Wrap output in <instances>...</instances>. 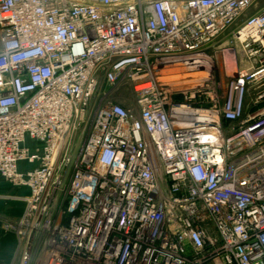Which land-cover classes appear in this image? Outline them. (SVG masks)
<instances>
[{
    "label": "built area",
    "instance_id": "1",
    "mask_svg": "<svg viewBox=\"0 0 264 264\" xmlns=\"http://www.w3.org/2000/svg\"><path fill=\"white\" fill-rule=\"evenodd\" d=\"M257 1L0 0L18 264H264V9L218 48L223 86L210 55Z\"/></svg>",
    "mask_w": 264,
    "mask_h": 264
},
{
    "label": "rangeland",
    "instance_id": "2",
    "mask_svg": "<svg viewBox=\"0 0 264 264\" xmlns=\"http://www.w3.org/2000/svg\"><path fill=\"white\" fill-rule=\"evenodd\" d=\"M262 9H264V0H258L254 6L249 8L224 34L217 37V39H215L213 43L211 44L210 55L212 56V60H213L212 73H213V77L215 78V81L217 84H220L223 86L227 79V74L225 73L224 69H222V67L220 66L221 61H224L225 58L224 56H222V53L220 52L218 48L222 47V45L226 43H229V45L231 46L230 44L231 35L230 34L233 31H235L249 17L258 13ZM226 60H228L227 57H226ZM228 66H229L228 73H230L229 75H231L232 74L231 71L234 69L233 67H235V65L228 63ZM184 75H183L184 77L180 76L178 78H175L174 80L178 81V80L186 79V78L189 79V80L186 79L184 82L180 81L182 82V84L181 83L180 84L183 85V84H189V83L191 84L193 82L195 83L205 77V74L194 75V76L188 75V74H184ZM197 76H199V78H196ZM114 96L115 97L124 96V98L128 102L133 101V94L129 91H126V88L124 87H120L117 93H114L112 95V97ZM9 191L6 188L4 189V192H9ZM0 195H1V192H0ZM27 196H28V193L26 191H19L18 194H14L15 199L13 201V206H10L11 204L9 205V203H7L9 202L8 200L0 199V209H2L0 210V227L4 228L6 224L8 225L10 223L16 222V220L18 219L20 213L22 212L24 208L23 199ZM10 209L12 210L10 211ZM15 246H16V238H15ZM14 250L12 251L11 255L8 257L6 263H2V264H18L17 258L14 257Z\"/></svg>",
    "mask_w": 264,
    "mask_h": 264
},
{
    "label": "crops",
    "instance_id": "3",
    "mask_svg": "<svg viewBox=\"0 0 264 264\" xmlns=\"http://www.w3.org/2000/svg\"><path fill=\"white\" fill-rule=\"evenodd\" d=\"M5 188L8 191L9 190L10 191L4 192ZM19 191H26L27 193H29L27 189H23V188L17 189L5 183L4 181L0 180V192H1L0 199L8 200L9 202L7 203H9V205L11 204L10 206H13V201L15 199L14 194H18ZM11 210L12 209H10V211ZM9 245H15V236L12 233L7 232L4 228L0 227V253H2L4 250L5 251L9 250L10 248Z\"/></svg>",
    "mask_w": 264,
    "mask_h": 264
},
{
    "label": "bare ground",
    "instance_id": "4",
    "mask_svg": "<svg viewBox=\"0 0 264 264\" xmlns=\"http://www.w3.org/2000/svg\"><path fill=\"white\" fill-rule=\"evenodd\" d=\"M222 60V59H221ZM231 68V67H230ZM226 73L229 75L230 73H228V68L226 69ZM231 73H232V71H231ZM170 75L168 76V79H167V81H169V82H174V81H176V80H174L175 78H178V77H180V76H183L185 73L184 72H181L180 70H177V71H171L170 73H169ZM185 76V75H184ZM183 76V77H184ZM187 79V78H186ZM186 79H181V80H178V81H176V82H180V81H182V82H184ZM187 80H189V79H187ZM182 82H180V83H182Z\"/></svg>",
    "mask_w": 264,
    "mask_h": 264
},
{
    "label": "trees",
    "instance_id": "5",
    "mask_svg": "<svg viewBox=\"0 0 264 264\" xmlns=\"http://www.w3.org/2000/svg\"><path fill=\"white\" fill-rule=\"evenodd\" d=\"M10 246V248H9V250H4L2 253H0V264H2V263H6V261H7V259H8V257L11 255V253H12V251L14 250V248H15V245H9Z\"/></svg>",
    "mask_w": 264,
    "mask_h": 264
}]
</instances>
